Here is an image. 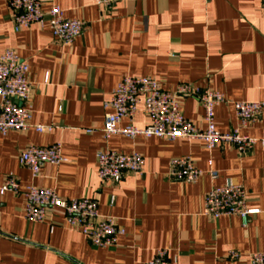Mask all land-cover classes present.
Listing matches in <instances>:
<instances>
[{
  "label": "crops",
  "instance_id": "0c3cea01",
  "mask_svg": "<svg viewBox=\"0 0 264 264\" xmlns=\"http://www.w3.org/2000/svg\"><path fill=\"white\" fill-rule=\"evenodd\" d=\"M10 1L0 0V55L15 50L29 64L30 123L54 130L0 134V184L13 175L22 192L37 186L67 200H97L101 215L115 218L125 233L114 247L95 248L60 213L53 226L27 222L25 196L7 193L0 196V264H146L159 249L178 264H249L229 260L228 253L264 252L262 145L240 154L231 145L208 150L201 140L105 139L102 132L105 104L123 77L134 76L154 78L169 92L182 83L220 92L228 103L215 109L217 129L264 137V111L243 129L234 106L264 103L261 0H126L110 9L94 0H43L44 12L56 5L66 18L85 23L71 45L37 24L16 32ZM179 104L188 120L205 128L196 99L185 97ZM128 124L125 119L121 126ZM134 124L143 128L148 120L138 115ZM56 143L66 162L46 164L33 178L21 166L22 152ZM105 150L141 154L143 173L102 184L96 157ZM176 158H190L203 171L201 178L193 184L170 181ZM229 182L243 185L248 208L260 210L247 226L239 217L212 220L204 214L210 190Z\"/></svg>",
  "mask_w": 264,
  "mask_h": 264
},
{
  "label": "built area",
  "instance_id": "2783aa9c",
  "mask_svg": "<svg viewBox=\"0 0 264 264\" xmlns=\"http://www.w3.org/2000/svg\"><path fill=\"white\" fill-rule=\"evenodd\" d=\"M126 0H94L99 8H113ZM43 0H11L9 9L11 21L16 32L33 25L48 27L59 42L71 45L78 39L85 23L79 19H68L64 11L53 5L48 12L43 11ZM264 12V0H261ZM30 66L22 60L15 50H7L0 55V134L10 131H26L34 129L38 133H51V126L30 123L33 84L29 81ZM192 97L204 110L205 128L196 126L188 120L180 109L179 100ZM21 104H20V103ZM225 96L208 87L200 88L191 83H182L176 91L162 89L154 78L125 76L105 104L107 114L102 130L105 139L123 136L128 139L143 137L159 138L168 141L184 139L187 141L201 140L208 150L218 146L231 145L240 154H249L258 145L264 147V137L260 139L242 135L239 130L222 133L216 127L215 109L227 104ZM235 111L241 127L246 129L250 123L259 118L264 111L263 102H235ZM142 115L148 124L139 128L134 124L136 116ZM129 124L121 126L123 120ZM91 133V131H88ZM97 171L102 184L118 182L127 174L141 175L145 159L141 154H123L114 150L97 153ZM66 162L63 157L61 143L47 147L30 145L22 152L20 163L31 172L33 178L40 175L42 166L46 164L61 165ZM210 165L212 161L209 162ZM211 176L216 173L211 171ZM203 171L190 158H176L170 162L168 179L173 182L193 184L197 182ZM7 193L24 195L26 206L25 220L29 223L55 224L58 214H62L66 224L81 233L90 244L98 249L112 248L125 231L113 217L103 216L99 203L94 199L61 198L55 189L30 186L25 192L20 190L18 179L9 175L0 184V196ZM249 197L246 188L241 184L229 182L223 186L213 187L205 197L204 214L212 220L221 217H239L247 226L251 216L260 213L258 209L248 208ZM227 258L231 261H246L249 264H264V252L248 255L238 250H231ZM146 264H178L170 260L168 250L159 249L155 256Z\"/></svg>",
  "mask_w": 264,
  "mask_h": 264
},
{
  "label": "water",
  "instance_id": "95a60500",
  "mask_svg": "<svg viewBox=\"0 0 264 264\" xmlns=\"http://www.w3.org/2000/svg\"><path fill=\"white\" fill-rule=\"evenodd\" d=\"M20 103V102H19ZM21 104V103H20Z\"/></svg>",
  "mask_w": 264,
  "mask_h": 264
}]
</instances>
